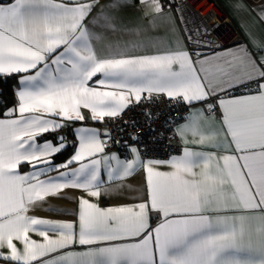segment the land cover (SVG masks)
I'll return each mask as SVG.
<instances>
[{"label": "snow or ice", "instance_id": "obj_1", "mask_svg": "<svg viewBox=\"0 0 264 264\" xmlns=\"http://www.w3.org/2000/svg\"><path fill=\"white\" fill-rule=\"evenodd\" d=\"M154 2V11L160 13L158 0ZM97 5L99 0L78 6L57 0L0 2V76L25 74L15 91L17 107L6 109L0 117V262L264 264V39L248 32L252 50L239 47L228 57L178 48L143 56H126L118 50L98 58L91 41L99 37L83 23ZM127 6L129 0H110L100 6L91 23L113 28L116 16L111 13ZM234 7L243 11L247 5L236 0ZM256 11L264 21V8ZM185 31L189 43L210 46L206 40L194 41ZM210 63L215 64L214 73L209 71ZM97 74L101 78L95 82L112 90L89 86ZM240 89L245 94L231 95ZM142 93L147 99L155 93L189 106L201 103L204 107L184 118L187 122L177 128V134L183 139L190 131L199 136V143L223 134L224 141L212 146L231 149L232 154L217 157L214 152L185 149L169 161H145L138 146L126 145L132 159L104 157L108 180L145 169L146 200L102 209L81 197L78 224L28 216L37 202L68 187L100 197L105 181L97 157L108 146L111 133L85 127L75 130L78 151L62 164H55L52 157L68 146L63 136L57 137V144L37 143L35 138L63 130L67 122L84 121L87 117L81 109H88L94 122L121 116L132 97L141 102ZM217 109L222 112L220 128L205 133L197 121ZM74 163L79 167L59 172V177L48 176ZM22 165L30 171L21 172ZM154 165H167L172 171L161 172ZM153 218L158 220L155 227ZM29 233L45 242L31 239ZM76 244L85 250H68Z\"/></svg>", "mask_w": 264, "mask_h": 264}, {"label": "crops", "instance_id": "obj_2", "mask_svg": "<svg viewBox=\"0 0 264 264\" xmlns=\"http://www.w3.org/2000/svg\"><path fill=\"white\" fill-rule=\"evenodd\" d=\"M218 1L223 11L233 21L235 29L239 32L241 39L221 49L203 53L204 56L213 57V53H215L218 57H228L229 51H238L239 47H247L249 50H252V44L249 42L248 32H251L253 35L264 39V21L260 20L258 12L256 11V9L264 8V1L255 4L249 0H243V3L247 5L246 10L243 11H237L235 9L234 5L236 0ZM11 2L12 0L4 4ZM57 2H63L69 4L70 6H78L79 4L91 3L92 0H57ZM109 3L110 0H99V5L95 6L92 12L86 16L85 20L83 21V23L87 25L88 30L99 37V39L91 41L93 50L97 54L98 58L110 57L116 54L118 50H122L126 56H143L156 54L157 52L166 49L177 50L178 48H187L182 29L178 24L174 13L169 9H163L161 7L160 0H158V4L162 9L160 13H156L154 11L155 7L157 6V3L154 2V0H145L143 3L139 2V0H129V6L123 7L120 10L111 13L116 16V22L113 28H101L99 25H93L91 21L100 12V6H105ZM154 43L156 44L155 47H153ZM193 59H195V57H193ZM197 67H199V65H197ZM208 67L210 72L214 73L216 71L214 63H210ZM174 68L175 70L179 71L178 65H174ZM23 75L25 74H19L17 88L20 86L19 79ZM100 78V74H97L96 77H93L92 81H89V86L100 91L112 90L95 82ZM243 94H245L243 89L236 90L231 93V95L234 96H240ZM146 96V93L141 94V102L147 99ZM154 96L167 97L164 94L153 93L152 97ZM131 104L139 103H136L134 97H132ZM202 106L203 105L201 103L193 102L189 108L187 117H189L190 114L201 110ZM13 107H17V101ZM81 111L87 117V119L84 121L67 122L68 127H65L63 130H59L57 132H49L37 136L35 138L36 142L43 143L45 140H51L54 144H57V137L63 136L65 138L66 144H70L69 146L72 148L69 156L66 158V160H68L76 151H78V141L74 135L75 130L85 127L96 129L101 134L108 132L104 121L94 122L91 119V114L88 109H81ZM18 115L19 113L17 111L16 116L18 117ZM220 120L221 117L219 120H217L213 115L208 117L205 113V116L199 118L197 123L201 130L207 133L213 130H219ZM186 122V119H183L176 122L174 125V131L183 146V152L185 149L194 152H214L217 157L225 154H232L231 149H217L212 146L213 144H218L224 141L223 134L217 136L212 142L199 143V136H194L192 132L189 131L185 133V136L182 139L181 136L177 134V128L181 125H184ZM68 132L71 133L72 139L68 138ZM50 134H55L54 140L49 138ZM183 152L181 155L176 157L182 156ZM112 155H117L121 159H124V157H121L116 151L106 150V148L105 151L103 153H99L97 157L101 159V174L102 179L105 181L104 185L101 187L100 197H92L89 196L84 190L68 187L63 189L56 196H48L44 201L37 202L36 205L30 208L27 215L33 218L45 219L52 222H73L78 224L79 198L81 197L89 200L91 203L97 204L102 209L119 206H135L146 200L147 173L143 168H138L134 174L126 178L109 182L106 172L107 165L105 164L104 157ZM125 158L132 159L133 156L129 153ZM172 158L174 157L161 161H169ZM65 161L60 163L53 162L55 164H62ZM109 163L113 167L116 165V161H110ZM240 163L243 164V161H240ZM220 164L221 166L223 165L222 160L220 161ZM77 167H79V165L74 163L70 165L69 169L53 171L49 173L48 176L59 177V172L69 171ZM153 167L155 170L161 172L172 171V169L167 165H154ZM214 167L215 165L213 164V171ZM20 171L27 173L30 171V168L27 165H22ZM194 171L199 172L200 168H196ZM48 176H42L41 179H48ZM157 223L158 220L153 218L151 221L152 227H155ZM256 226L257 222L253 221V229H255ZM29 235L31 239L37 242H45L43 237L35 233H29ZM49 235L53 238H56L52 233H49ZM14 243H17L18 247H22L19 242L14 241ZM68 250L80 252L84 251L85 247L76 244L71 246ZM0 264H2V262H0Z\"/></svg>", "mask_w": 264, "mask_h": 264}, {"label": "built area", "instance_id": "obj_3", "mask_svg": "<svg viewBox=\"0 0 264 264\" xmlns=\"http://www.w3.org/2000/svg\"><path fill=\"white\" fill-rule=\"evenodd\" d=\"M9 1L11 0H0L2 3ZM249 1L257 4L264 0ZM160 3L163 9L174 13L189 51L210 52L241 39L233 21L223 11L218 0H160ZM222 13H225L223 18ZM185 28L192 34L194 41L206 40L210 46H194L189 43ZM189 108L185 102L177 103V100L164 96H154L139 104H130L121 116L107 117L104 120L111 133L106 150H114L125 158L129 154L126 145H136L145 160L161 161L181 155L183 146L175 134L174 125L187 117ZM146 112L151 113V116L146 115ZM213 116L219 120L220 110L217 109ZM133 135L139 139L133 141ZM115 141H119V144Z\"/></svg>", "mask_w": 264, "mask_h": 264}, {"label": "trees", "instance_id": "obj_4", "mask_svg": "<svg viewBox=\"0 0 264 264\" xmlns=\"http://www.w3.org/2000/svg\"><path fill=\"white\" fill-rule=\"evenodd\" d=\"M18 78L19 74H13L10 77L0 76V117L3 116L6 109L12 108L17 101L15 91L18 86ZM67 135L69 139H72L71 133L68 132ZM49 138L54 140L55 134H50ZM69 145L64 151H62V153L53 157L55 163H60L66 160L72 150Z\"/></svg>", "mask_w": 264, "mask_h": 264}, {"label": "rangeland", "instance_id": "obj_5", "mask_svg": "<svg viewBox=\"0 0 264 264\" xmlns=\"http://www.w3.org/2000/svg\"><path fill=\"white\" fill-rule=\"evenodd\" d=\"M221 16H222V18H223V17H225V13H222V15H221Z\"/></svg>", "mask_w": 264, "mask_h": 264}]
</instances>
